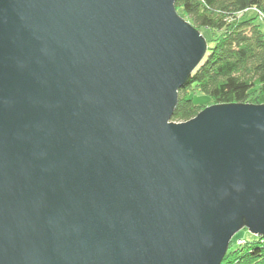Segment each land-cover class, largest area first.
Instances as JSON below:
<instances>
[{"label": "water", "instance_id": "water-1", "mask_svg": "<svg viewBox=\"0 0 264 264\" xmlns=\"http://www.w3.org/2000/svg\"><path fill=\"white\" fill-rule=\"evenodd\" d=\"M176 0H0V264H221L264 235V104L172 117L208 51Z\"/></svg>", "mask_w": 264, "mask_h": 264}, {"label": "trees", "instance_id": "trees-1", "mask_svg": "<svg viewBox=\"0 0 264 264\" xmlns=\"http://www.w3.org/2000/svg\"><path fill=\"white\" fill-rule=\"evenodd\" d=\"M179 15L208 32V51L179 90L172 121L185 122L204 108L191 91L214 104H264V0H176ZM253 10L255 16L246 18ZM233 239L221 264H264V235L238 246ZM236 244L237 248H233Z\"/></svg>", "mask_w": 264, "mask_h": 264}, {"label": "rangeland", "instance_id": "rangeland-1", "mask_svg": "<svg viewBox=\"0 0 264 264\" xmlns=\"http://www.w3.org/2000/svg\"><path fill=\"white\" fill-rule=\"evenodd\" d=\"M177 11V10H176ZM178 13V12H177ZM178 15H179V13H178ZM252 16H255V11H253V10H250L248 13H247V15H246V18H248V17H252ZM180 17H182L181 15H180ZM183 19H185L184 17H182ZM186 20V19H185ZM191 24V23H190ZM192 25V24H191ZM192 26H194V25H192ZM195 27V26H194ZM263 27H264V25H263ZM202 35L203 34H205L207 37L209 36L208 35V32L206 31L205 32V30H202V31H200L197 27H195ZM204 36V35H203ZM206 38V37H205ZM209 38V37H208ZM191 94H193V98H194V101H195V103H197V104H204L205 106L204 107H202V108H207V107H209V106H212V105H214V103L211 101V99H210V97L207 95V94H205V93H202V92H196V91H191ZM203 109V110H204ZM257 237V235L256 234H254V233H252L250 230H249V228L248 227H243L241 230H239L236 234H235V236L232 238V241H233V239H235L236 240V244L240 247V246H243V245H245L247 242L246 241H244V239H246V240H248V241H252V240H254L255 238ZM232 241H231V243H232ZM236 244H234V246H233V248H237V246H236ZM240 244V245H239Z\"/></svg>", "mask_w": 264, "mask_h": 264}, {"label": "bare ground", "instance_id": "bare-ground-1", "mask_svg": "<svg viewBox=\"0 0 264 264\" xmlns=\"http://www.w3.org/2000/svg\"><path fill=\"white\" fill-rule=\"evenodd\" d=\"M235 236V235H234ZM259 236H263V235H259ZM232 241V240H231ZM244 241H248V240H246V239H244ZM249 242V241H248ZM230 245H231V242H230V244H229V248H230ZM240 245V244H239ZM229 248H228V250H229ZM228 252V251H227Z\"/></svg>", "mask_w": 264, "mask_h": 264}]
</instances>
